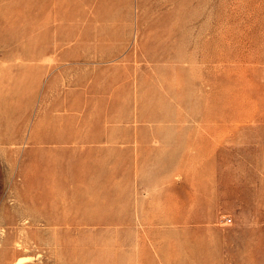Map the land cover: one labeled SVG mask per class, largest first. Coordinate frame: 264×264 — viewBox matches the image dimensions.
I'll return each mask as SVG.
<instances>
[{"label": "rangeland", "instance_id": "374dc122", "mask_svg": "<svg viewBox=\"0 0 264 264\" xmlns=\"http://www.w3.org/2000/svg\"><path fill=\"white\" fill-rule=\"evenodd\" d=\"M21 257L264 264V0H0V264Z\"/></svg>", "mask_w": 264, "mask_h": 264}, {"label": "bare ground", "instance_id": "6f19581e", "mask_svg": "<svg viewBox=\"0 0 264 264\" xmlns=\"http://www.w3.org/2000/svg\"><path fill=\"white\" fill-rule=\"evenodd\" d=\"M24 261H25V257H21L18 260H16L14 264H22Z\"/></svg>", "mask_w": 264, "mask_h": 264}, {"label": "built area", "instance_id": "2783aa9c", "mask_svg": "<svg viewBox=\"0 0 264 264\" xmlns=\"http://www.w3.org/2000/svg\"><path fill=\"white\" fill-rule=\"evenodd\" d=\"M230 221H231V219H230Z\"/></svg>", "mask_w": 264, "mask_h": 264}]
</instances>
